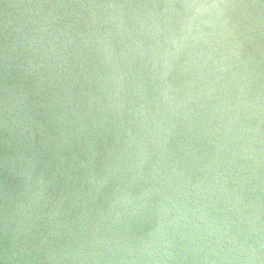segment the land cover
Instances as JSON below:
<instances>
[{
	"label": "water",
	"instance_id": "95a60500",
	"mask_svg": "<svg viewBox=\"0 0 264 264\" xmlns=\"http://www.w3.org/2000/svg\"><path fill=\"white\" fill-rule=\"evenodd\" d=\"M0 264H264V0H0Z\"/></svg>",
	"mask_w": 264,
	"mask_h": 264
}]
</instances>
